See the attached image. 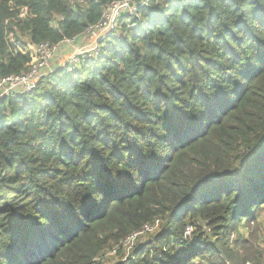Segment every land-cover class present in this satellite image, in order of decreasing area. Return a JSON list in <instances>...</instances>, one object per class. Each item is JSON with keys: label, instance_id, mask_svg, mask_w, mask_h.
Instances as JSON below:
<instances>
[{"label": "trees", "instance_id": "1", "mask_svg": "<svg viewBox=\"0 0 264 264\" xmlns=\"http://www.w3.org/2000/svg\"><path fill=\"white\" fill-rule=\"evenodd\" d=\"M121 1L0 0V81L30 70L19 44ZM120 17L98 55L0 99V264H264V0Z\"/></svg>", "mask_w": 264, "mask_h": 264}, {"label": "rangeland", "instance_id": "2", "mask_svg": "<svg viewBox=\"0 0 264 264\" xmlns=\"http://www.w3.org/2000/svg\"><path fill=\"white\" fill-rule=\"evenodd\" d=\"M139 2H141V0H135L133 5H137ZM106 14H107V16H106V18H107L110 15V11L106 10L104 16ZM122 14H125L128 16L127 12H122ZM104 16H103V18H104ZM111 18H112V15H110L107 19V22H108L107 26H100L98 28L87 31L82 36H80L79 38L74 40L73 42L72 41L63 42L58 47H55V49H52L48 54H44L43 56H46V59L48 62L46 65V68L44 70V75L54 71L50 68H53V66L56 64H57V67L60 68V67H64V66H67L70 64H76L77 58H79L81 56L82 57H85V56H91L92 57V56H95L96 54H98L100 49L102 50V48L104 47V43L107 40V37L109 35H111V34L112 35L113 34L119 35L120 34L117 23L119 22L121 17L116 16L114 22H111ZM130 22H131L130 20H127V23H130ZM110 32H112V33H110ZM22 46L24 49H27L28 52L31 54L32 62L37 63L40 59L38 51L34 47H31L28 44H22ZM28 46H30V47L28 48ZM6 95H8V94H5L3 96H6ZM0 97H2L1 94H0ZM263 208H264V206H263ZM259 219H260L261 224L264 225V210L261 212ZM242 231H244V230L242 229ZM147 234H150V232L142 234L141 237L144 240L149 239L150 236H148ZM134 240H135V238H132L131 241H129L126 245H124V249H125V252L127 254L131 251L132 246L135 245L139 241V239H136L135 241ZM110 256H111V254L106 258L108 260H110ZM112 256H114V255H112ZM106 263L109 264L110 261H108Z\"/></svg>", "mask_w": 264, "mask_h": 264}, {"label": "built area", "instance_id": "3", "mask_svg": "<svg viewBox=\"0 0 264 264\" xmlns=\"http://www.w3.org/2000/svg\"><path fill=\"white\" fill-rule=\"evenodd\" d=\"M134 1L135 0H124V1L113 3L112 5H110L108 7L107 11L109 10L110 15H112L111 22H114L116 16H121L122 12H127L128 17L137 16L140 8L146 7L149 5V0H141V2H139L137 5H133ZM106 16H107V14L104 16V18L101 20V22L97 26L91 27L87 31L98 28L100 26H107L108 25L107 19L109 16L107 18H106ZM129 26L131 28H135L136 24L130 22ZM110 33H112V32H110ZM76 39L66 40V41H72L73 42ZM66 41H64V42H66ZM58 46H56V47H58ZM29 47L30 46H28V48ZM18 48L24 49L22 44H19ZM52 49H55V47H51L49 44H42L38 49L36 48V50L38 51V54L40 56V59L37 63L31 62L30 70L28 72H26L23 75L10 76V77L2 79L0 81V94L2 96V97H0V99L3 97H6V96L15 95L16 93L27 94V93L33 92L37 88L39 81L46 75V74L44 75V70H45L48 62H47L46 56H43V55L48 54ZM24 50L28 51L27 49H24ZM100 52H101V49H100L99 53ZM98 54H96V55H98ZM90 57L91 56H85V57L81 56V57L77 58L76 64H70V65H72L70 69L73 70L76 67L78 68ZM5 94H8V95L3 96ZM152 231H153L152 229L146 228L143 233L152 232ZM190 233H191V228H188L187 236L190 235ZM137 236H138V234L132 236L129 239V241H131L132 238L136 239Z\"/></svg>", "mask_w": 264, "mask_h": 264}, {"label": "crops", "instance_id": "4", "mask_svg": "<svg viewBox=\"0 0 264 264\" xmlns=\"http://www.w3.org/2000/svg\"><path fill=\"white\" fill-rule=\"evenodd\" d=\"M53 67H54V66H53ZM50 69H53V68H50ZM47 74H48V73H47ZM47 74H46V75H47ZM46 75H45V76H46Z\"/></svg>", "mask_w": 264, "mask_h": 264}]
</instances>
